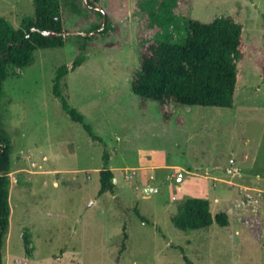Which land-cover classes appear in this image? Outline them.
<instances>
[{
	"label": "rangeland",
	"instance_id": "obj_1",
	"mask_svg": "<svg viewBox=\"0 0 264 264\" xmlns=\"http://www.w3.org/2000/svg\"><path fill=\"white\" fill-rule=\"evenodd\" d=\"M187 1L175 12L242 27L231 108L166 101L140 109L130 89L140 34L147 14L161 11L137 0H99L111 31L88 40L67 35L63 47L35 51L29 67L4 81L10 217L1 264H264V0ZM0 17L18 29L34 18L33 4L0 0ZM62 21L66 32L89 35L103 17L91 8L63 10ZM148 39L146 47L152 34ZM83 46L85 61L62 80L60 93L100 141L69 119L52 92L56 70ZM102 169L112 171L115 188L98 197ZM188 198L207 200L212 218L224 213L228 226L213 220L200 230L175 229L170 218Z\"/></svg>",
	"mask_w": 264,
	"mask_h": 264
},
{
	"label": "trees",
	"instance_id": "obj_2",
	"mask_svg": "<svg viewBox=\"0 0 264 264\" xmlns=\"http://www.w3.org/2000/svg\"><path fill=\"white\" fill-rule=\"evenodd\" d=\"M34 7V18H24L21 26L14 29L4 18L0 17V101L3 96V83L13 75L15 70H24L33 61V53L37 50L61 48L67 36L62 21V11L70 10L73 14L92 11L102 16L99 0H31ZM152 2L161 11L159 16L153 12L147 14L149 25L140 34L139 65L135 69L130 89L140 99V109L146 108L150 102L162 107L168 101L177 108L205 107L228 109L232 107L238 81V67L244 53L242 51V27L231 18H217L211 23H202L192 19L188 11L175 12L187 0H137L146 8ZM188 9V8H187ZM102 22L93 26L90 33L99 29ZM107 18L105 27L97 35L111 31ZM49 31L59 36L51 38L42 32ZM147 31V33H146ZM152 31V33H151ZM152 34V46L146 47L148 36ZM175 34V37H174ZM147 36V37H146ZM146 37V38H145ZM88 40L91 37H83ZM74 60L56 70L53 80V95L61 104V108L93 141H100L84 117L69 107L60 93L62 80L79 68L85 61L87 48ZM264 75V62L261 64ZM161 110V109H160ZM10 142L0 131V264L2 263V243L9 228L10 217ZM110 160L104 151L102 161L107 166ZM99 190L97 196L113 193L114 175L110 169L98 172ZM135 214L141 222L147 223L137 211ZM175 229L191 232L208 228L213 220L219 227H226L229 220L226 214L220 213L212 218L209 202L198 198H188L176 206V213L170 218ZM126 238V235H123ZM125 240L120 252L125 250Z\"/></svg>",
	"mask_w": 264,
	"mask_h": 264
},
{
	"label": "water",
	"instance_id": "obj_3",
	"mask_svg": "<svg viewBox=\"0 0 264 264\" xmlns=\"http://www.w3.org/2000/svg\"><path fill=\"white\" fill-rule=\"evenodd\" d=\"M83 1H84V3H86V0H83ZM88 7H89V8H93V7H91V6H88ZM95 9L98 10V11H102L100 7H95ZM106 22H107V15H106L105 13H103L102 26H101L99 29H97L96 31H94L93 33H91V34H89V35H86V34H84V33H70V32H65L63 35H64V36H67V35H80V36H84V37H85V36H91V35H93L94 33H98V32H100V31L105 27ZM42 34H43L44 36H48V37H51V38H55V37L59 36V34H55V33L49 32V31H44V32H42Z\"/></svg>",
	"mask_w": 264,
	"mask_h": 264
}]
</instances>
